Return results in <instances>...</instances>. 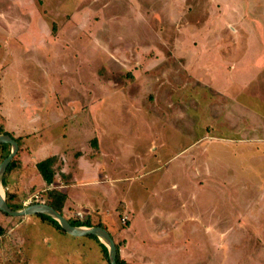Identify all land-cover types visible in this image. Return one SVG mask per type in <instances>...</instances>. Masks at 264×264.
Listing matches in <instances>:
<instances>
[{
  "label": "rangeland",
  "instance_id": "1",
  "mask_svg": "<svg viewBox=\"0 0 264 264\" xmlns=\"http://www.w3.org/2000/svg\"><path fill=\"white\" fill-rule=\"evenodd\" d=\"M11 114L36 146L65 148L54 187L75 188L87 147L111 181L76 192L133 201L130 221L112 213L125 260L264 264V0H0V123ZM38 184L3 193L48 203ZM0 221V264H108L38 214Z\"/></svg>",
  "mask_w": 264,
  "mask_h": 264
},
{
  "label": "crops",
  "instance_id": "2",
  "mask_svg": "<svg viewBox=\"0 0 264 264\" xmlns=\"http://www.w3.org/2000/svg\"><path fill=\"white\" fill-rule=\"evenodd\" d=\"M6 95V94H5ZM11 102V101H10ZM10 110V106L8 107ZM75 109V108H74ZM10 113L11 110L9 111ZM8 112V113H9ZM13 114V113H12ZM11 114V119H7V121H3L2 123H0L6 130H8L10 133L12 132V136L17 139L18 143H19V160H15L16 158L14 157L12 159V161L10 162L9 166L7 167V170L4 174L3 177V184L5 186H7L8 188L9 185L11 187H13L11 190L14 192H22L21 189L18 188H26L29 185H33V184H38V182L41 185L45 186V194L46 196H48L47 200L48 203L51 202L50 200H52V197H50V191L53 189L59 190L61 191V193H63L65 195V198L63 200V203L61 204V213L63 215H65L70 221L73 220H80L82 222H84V226H95V225H100L103 226L105 228H107L110 233L112 234L114 240L116 241L117 244H119L120 240H116L114 235H119L120 234V230L118 229V226L116 225L114 219L112 218V213L114 211H117V207L118 204H121L122 208V212L126 215H128L129 217V221H130V217H131V213L130 211H126V208H128L129 206H131L132 202L130 203V201L127 199H121L118 204H113V206L110 205V201L107 198V194L109 192H76V189H79V186L82 187H89V186H99L102 185L106 182H110L111 179H109L110 177L104 176L102 177V181L99 182L98 179H96L99 175V163L100 161L89 157L87 159V155L85 153L88 154V150L87 147L84 148L83 153H80V155L78 157H80V159H78V166L80 170H83L84 173L82 172H78V174H76L77 176H79L77 178V182H76V186L75 188H71L70 190H61L62 187L65 186V188H68L70 186V183H64L61 184L60 187L61 189L54 187L55 185V179H60V178H64L63 176H66V174H68L69 172L66 170L65 167L61 168V176L60 173L57 172V161L59 158V154L61 151L65 150V148H62L60 146H56V144L54 143V141H51L50 143H42L41 141L39 142V145H35L32 141V139L34 137L37 136H41L42 132L40 133V131L36 130V128L33 131L27 132L24 130V128H20L19 126H16V124L14 123L15 121H12V115ZM10 117V116H9ZM10 123L14 124V128H9ZM8 125V126H7ZM16 129V130H15ZM96 141V140H94ZM94 144L97 147V153L99 152V155L101 156H105L101 150V142L99 139L98 145H97V141L94 142ZM39 155H42L43 158L41 157H37ZM51 156H55L57 157L56 162L54 163V169L56 172L55 175V179L52 183L48 184L43 175L41 174V172L38 170L37 168V162H39L40 160L46 159L48 157ZM41 158V159H40ZM65 158V157H64ZM60 159V158H59ZM66 159V158H65ZM88 160V163L90 161H92L91 165L90 163L88 164V166L83 162ZM13 162V163H12ZM61 162V160L59 161ZM90 170H92V174L94 175V177H87L86 175H89ZM58 174V175H57ZM65 174V175H63ZM74 177V176H73ZM73 177H70L73 179ZM75 178V177H74ZM68 179V178H67ZM100 179V178H99ZM71 180V179H68ZM82 181V182H80ZM15 184V186H14ZM82 187L80 189H82ZM142 197V196H141ZM47 202V201H46ZM140 203V202H139ZM142 204V203H140ZM117 205V206H116ZM140 207L144 208V210H147V208L143 207L142 205H140ZM148 218V220L155 219L157 216H155V213H147L144 212ZM165 217H168V221L171 223L170 225L166 224L167 228H161L159 229L162 232H165L167 237H169L168 235V228L174 229V230H178L179 228V224L180 221H183L182 219L180 220L179 218L177 219L176 216H174L173 212L171 211L169 214H164ZM42 221V220H40ZM43 222H49L50 225H53V229L55 231H57L58 233H61V230L58 229L54 224H52L50 221L46 220ZM160 227V226H159ZM112 230V231H111ZM173 230V231H174ZM172 232H170L171 234ZM77 237H82V236H77ZM86 238L83 239H88V240H93L96 243L100 244L98 242L97 239L95 238H91L89 236H84ZM121 239H126V238H122L120 236ZM119 239V238H118ZM43 240L46 242L47 238L44 237ZM100 240V239H99ZM120 246V244H119ZM125 252L127 254L131 253V248L128 245V242L125 240ZM122 248H120V251ZM138 254V253H137ZM124 257V256H123ZM50 258V255L49 257ZM125 258H130L129 256H125Z\"/></svg>",
  "mask_w": 264,
  "mask_h": 264
},
{
  "label": "water",
  "instance_id": "3",
  "mask_svg": "<svg viewBox=\"0 0 264 264\" xmlns=\"http://www.w3.org/2000/svg\"><path fill=\"white\" fill-rule=\"evenodd\" d=\"M0 143H8L11 145L10 153L0 162V210L12 216L32 215V214H46L59 222L62 228L69 234L74 236H85L89 234L96 235L101 242L108 248V258L110 264H119L117 261L118 248L110 231L100 225L84 226L73 224L65 215L58 211L54 206L47 202H35L29 204L22 209L12 208L3 193V177L12 161L13 157L19 151L18 141L11 135L0 134Z\"/></svg>",
  "mask_w": 264,
  "mask_h": 264
},
{
  "label": "trees",
  "instance_id": "4",
  "mask_svg": "<svg viewBox=\"0 0 264 264\" xmlns=\"http://www.w3.org/2000/svg\"><path fill=\"white\" fill-rule=\"evenodd\" d=\"M2 133H6V134H11L8 130H6L1 124H0V134ZM17 140V139H16ZM96 142V141H95ZM0 145L3 147V149L10 144L7 143H0ZM10 152L8 151L4 157H6ZM57 157L55 156H51L48 157L46 159L40 160L39 162H37V168L38 170L41 172V174L43 175L45 181L50 184L54 181L55 179V169H54V163L56 162ZM13 163V162H12ZM5 184V183H4ZM50 197H52V200H50L51 202H49V204H51L52 206H54L58 211L61 212V204L63 203V200L65 198V195L63 193H61V191L53 189L50 191ZM8 201V200H7ZM9 202V201H8ZM10 206L12 208H15L10 202H9ZM6 213V212H5ZM40 217H42L45 220L50 221L52 224H54L58 229H60L63 232H66L62 226L59 224V222L57 220H55L54 218L46 215V214H38ZM73 224L75 225H84L85 223L80 221V220H73L71 221ZM7 232V228L3 225L2 221H0V235L4 237L5 233ZM86 236V235H85ZM91 238H95L98 240V242L100 241L99 238L96 235L93 234H89L87 235ZM102 251L105 254L106 259L108 260V264H110L109 262V258H108V248L107 246L103 243V242H99ZM117 248H118V255H117V261L119 264H134L131 263L127 260H125L124 258L121 257L120 255V247L119 244H117Z\"/></svg>",
  "mask_w": 264,
  "mask_h": 264
},
{
  "label": "built area",
  "instance_id": "5",
  "mask_svg": "<svg viewBox=\"0 0 264 264\" xmlns=\"http://www.w3.org/2000/svg\"><path fill=\"white\" fill-rule=\"evenodd\" d=\"M37 198H38V195H35ZM123 221L125 222L126 221V217L123 218Z\"/></svg>",
  "mask_w": 264,
  "mask_h": 264
}]
</instances>
